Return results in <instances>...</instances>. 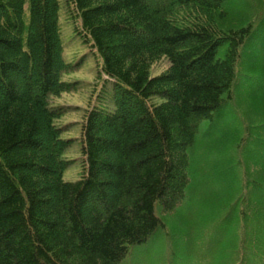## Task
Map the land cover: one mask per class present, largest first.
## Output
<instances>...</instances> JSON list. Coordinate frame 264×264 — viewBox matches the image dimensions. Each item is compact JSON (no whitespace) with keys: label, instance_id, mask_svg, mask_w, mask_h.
I'll return each instance as SVG.
<instances>
[{"label":"trees","instance_id":"16d2710c","mask_svg":"<svg viewBox=\"0 0 264 264\" xmlns=\"http://www.w3.org/2000/svg\"><path fill=\"white\" fill-rule=\"evenodd\" d=\"M62 2L113 108L92 103L63 138L60 0H0V264H120L185 201L197 230L173 243L194 241L203 264H264V0Z\"/></svg>","mask_w":264,"mask_h":264},{"label":"rangeland","instance_id":"374dc122","mask_svg":"<svg viewBox=\"0 0 264 264\" xmlns=\"http://www.w3.org/2000/svg\"><path fill=\"white\" fill-rule=\"evenodd\" d=\"M69 8V6H66L62 0H60L57 22L61 34L62 59L70 67L68 70L61 72L60 80L72 86L69 92H62L59 96H51L50 104L52 106L66 108L65 113L56 121L58 126H69V129L64 131L61 136L63 138H78L80 135L81 119L85 110L92 103L106 107L109 110L113 108V104L111 101L110 79L105 74L99 72L100 66L90 44L83 43V39L74 32V30H76V24L72 15L69 14V11H71ZM167 66L168 60L165 57L159 58L151 65L149 76L152 77L160 74ZM99 74H101L100 77H98ZM98 95H100V97ZM154 102L159 103L160 99L155 97ZM205 136H208V134ZM196 148H199L197 153L204 154V147H202V145L196 143ZM77 149V141H73L68 152H65L63 156L70 160L76 159L80 157ZM198 158L197 160L201 161L202 165H196L194 162V171L203 170L204 173H210V169H208L210 158L204 155H198ZM80 171V164L78 160H75L63 171V180L69 182L77 180L80 176ZM194 187L195 186L192 184V189H194ZM218 189L219 196L227 193V191L221 188ZM206 190L210 191L208 188ZM208 193L209 192L203 189L201 191V197L207 198L205 203L211 202L210 198L214 202V198L212 196L209 198ZM196 208L197 204H189L185 201L182 205L180 204L179 207L177 206L178 212L175 213L174 217H164L159 214L158 216L162 218L166 224L164 227L165 229H159L157 234L149 239L150 241L132 247L127 258L123 259L120 264H203L200 261L201 257L193 256L194 252L192 249L198 245L193 244L194 241L189 239L188 241H177L173 243L176 236H195V234L191 232H195L197 229L187 224L194 219H190V214ZM210 212L213 214L212 210ZM203 228H206V226H202V229ZM165 233H170L172 235L164 236ZM206 235L203 242L210 241L211 239L210 231H208ZM206 252L205 250V255Z\"/></svg>","mask_w":264,"mask_h":264}]
</instances>
